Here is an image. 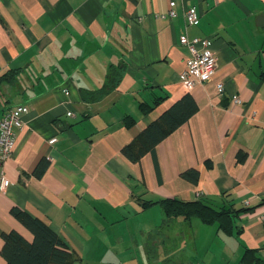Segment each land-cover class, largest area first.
<instances>
[{
	"label": "crops",
	"instance_id": "crops-1",
	"mask_svg": "<svg viewBox=\"0 0 264 264\" xmlns=\"http://www.w3.org/2000/svg\"><path fill=\"white\" fill-rule=\"evenodd\" d=\"M183 35L210 38L218 58L192 90ZM187 95L191 118L127 158ZM20 104L29 113L0 165L12 183L0 191V264L4 234L33 242L15 207L62 239L71 264H264V0H0V119ZM166 199L233 210L211 224L166 219Z\"/></svg>",
	"mask_w": 264,
	"mask_h": 264
},
{
	"label": "trees",
	"instance_id": "trees-1",
	"mask_svg": "<svg viewBox=\"0 0 264 264\" xmlns=\"http://www.w3.org/2000/svg\"><path fill=\"white\" fill-rule=\"evenodd\" d=\"M113 72V71H112ZM120 74L114 73L108 86H115L113 80H117ZM107 88L104 89L106 91ZM103 93V92H102ZM100 94L94 97L99 98ZM88 99L86 93L82 94ZM197 106L194 99L187 95L177 104L165 112L158 121L147 127L138 137L136 143L123 149V153L130 160L137 162L146 151H153L154 148L172 132L186 123L196 112ZM40 162L35 173L40 175L43 170ZM183 178L190 182L198 181V173L190 170L183 174ZM163 213L166 219L180 218L186 221L199 220L206 224L223 220L229 217L233 206L230 209L223 207L216 210L205 201L197 200L192 202L177 199H166L161 201ZM235 210V209H234ZM251 209L235 210V212H247ZM12 214L22 225L33 235V242H27L19 233L12 232L4 234L3 256L6 264H71L72 254L62 239L48 226L38 219L28 216L18 207L13 208Z\"/></svg>",
	"mask_w": 264,
	"mask_h": 264
},
{
	"label": "built area",
	"instance_id": "built-area-1",
	"mask_svg": "<svg viewBox=\"0 0 264 264\" xmlns=\"http://www.w3.org/2000/svg\"><path fill=\"white\" fill-rule=\"evenodd\" d=\"M162 18L166 17L160 14ZM169 17H176L174 10H171ZM187 25H196L199 20L196 8L185 10ZM180 43L188 47L191 57L187 62L186 70L182 75L183 84L190 90L199 84L211 81L216 73L218 58L215 54L209 52L210 38L189 39L186 35L180 37ZM218 93H224V84H217ZM235 103L240 104L238 97L234 98ZM29 113V106L26 104L17 105L9 110L0 119V165L3 167L13 152L16 141V131L24 126V118ZM11 180L0 173V191H5L11 185Z\"/></svg>",
	"mask_w": 264,
	"mask_h": 264
}]
</instances>
